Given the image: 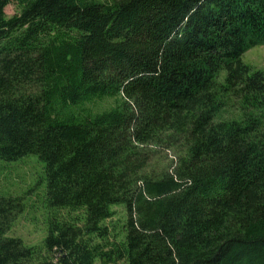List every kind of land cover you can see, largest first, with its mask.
I'll use <instances>...</instances> for the list:
<instances>
[{
  "label": "trees",
  "instance_id": "1",
  "mask_svg": "<svg viewBox=\"0 0 264 264\" xmlns=\"http://www.w3.org/2000/svg\"><path fill=\"white\" fill-rule=\"evenodd\" d=\"M261 44L264 0H0V160L55 210L28 245L0 194V264H264Z\"/></svg>",
  "mask_w": 264,
  "mask_h": 264
},
{
  "label": "rangeland",
  "instance_id": "2",
  "mask_svg": "<svg viewBox=\"0 0 264 264\" xmlns=\"http://www.w3.org/2000/svg\"><path fill=\"white\" fill-rule=\"evenodd\" d=\"M100 2L113 0H97ZM8 17L19 11L18 5L13 2L5 9ZM244 62L264 69V44L251 47L243 56ZM118 97L106 96L95 98L84 104L76 105L73 113L77 120L84 119L89 113H102L117 105ZM231 117V113H226ZM45 163L37 155H28L15 161L0 160V194L7 197L19 198L23 211L17 217L10 235L23 238L28 245L41 246L47 236V225L55 210L47 200V178ZM117 214L113 217L116 232L120 231L124 220V210L121 206L114 207ZM95 264H128L125 260L117 263H105L96 259Z\"/></svg>",
  "mask_w": 264,
  "mask_h": 264
}]
</instances>
